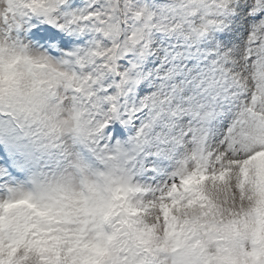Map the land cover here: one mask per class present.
Listing matches in <instances>:
<instances>
[{"label":"clouds","instance_id":"obj_1","mask_svg":"<svg viewBox=\"0 0 264 264\" xmlns=\"http://www.w3.org/2000/svg\"><path fill=\"white\" fill-rule=\"evenodd\" d=\"M0 264H264V0H0Z\"/></svg>","mask_w":264,"mask_h":264},{"label":"snow or ice","instance_id":"obj_2","mask_svg":"<svg viewBox=\"0 0 264 264\" xmlns=\"http://www.w3.org/2000/svg\"><path fill=\"white\" fill-rule=\"evenodd\" d=\"M40 39H45V38H47V37H39Z\"/></svg>","mask_w":264,"mask_h":264}]
</instances>
